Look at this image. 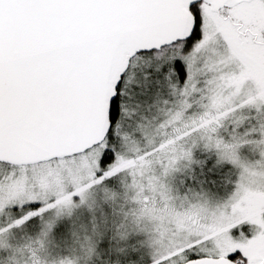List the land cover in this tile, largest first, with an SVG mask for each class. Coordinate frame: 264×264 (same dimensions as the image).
Returning a JSON list of instances; mask_svg holds the SVG:
<instances>
[{"label":"snow or ice","instance_id":"obj_1","mask_svg":"<svg viewBox=\"0 0 264 264\" xmlns=\"http://www.w3.org/2000/svg\"><path fill=\"white\" fill-rule=\"evenodd\" d=\"M0 264H264V0H0Z\"/></svg>","mask_w":264,"mask_h":264}]
</instances>
